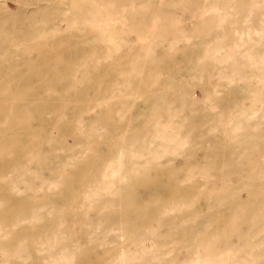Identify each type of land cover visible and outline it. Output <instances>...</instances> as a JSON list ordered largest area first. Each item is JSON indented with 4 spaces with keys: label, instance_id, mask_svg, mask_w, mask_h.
Returning <instances> with one entry per match:
<instances>
[{
    "label": "bare ground",
    "instance_id": "1",
    "mask_svg": "<svg viewBox=\"0 0 264 264\" xmlns=\"http://www.w3.org/2000/svg\"><path fill=\"white\" fill-rule=\"evenodd\" d=\"M92 1L71 0L69 15L66 6L39 7L35 22L45 26L25 38L0 1V64L20 56L22 43L31 49L27 75L0 79V264H82V242L110 251L105 264H264V0H99L93 13ZM74 33L86 37L77 49L98 54L63 63L50 42ZM192 44L205 54L175 61ZM160 53L166 66L145 74ZM86 66L87 75L102 66L113 77L94 105L71 107L79 82L93 80L80 77ZM138 81L156 98L149 109L129 99L112 109L104 95L139 93ZM88 170L99 174L79 193L59 192ZM160 174L178 177L168 191L152 179ZM149 193L154 205L140 209ZM22 199L25 210L9 213ZM67 206L82 211L73 224L58 216Z\"/></svg>",
    "mask_w": 264,
    "mask_h": 264
},
{
    "label": "rangeland",
    "instance_id": "2",
    "mask_svg": "<svg viewBox=\"0 0 264 264\" xmlns=\"http://www.w3.org/2000/svg\"><path fill=\"white\" fill-rule=\"evenodd\" d=\"M0 1L7 2L11 6L13 14H11V16L8 17V20H9L8 24H10L9 26H11L13 24L16 28H18L19 30L23 31L22 33H19V34L15 35V37H18V38H25L24 32L32 31L36 27L45 26V24H43L42 21L38 25L35 22V16L37 14L36 11H37V9L39 7L42 8V9H47V10L51 11L52 13H54V10H53L54 8L58 7V9H59V8H61L63 6H66L67 8H69L68 15L73 12L72 10H74V7L72 5L71 0H40V1H37V0H28V1H26V0H0ZM93 1H92V3L89 6V8H90L89 11L92 12V13L95 12V9H96L93 6L96 7V5L99 4V0H97L98 1L97 4H96V2H97L96 0H95L96 2H93ZM128 1L129 0H123V1H121L119 3L126 4V3H128ZM135 1H137V2H145V0H135ZM152 1L155 2L156 5H158V6H159V4L161 6L163 4V3H160V2H163V0H152ZM246 1L249 2L251 0H249V1L246 0ZM140 4H142V3H140ZM17 6H18V8H17ZM24 7L25 8H29L30 10H33V13H31L30 15L26 14L22 10ZM87 9H88V7L84 8V11H83L84 13H83L82 17L85 16V14L87 13L86 12ZM127 9H128V11H127ZM129 9L130 8H125V10H122L125 15L128 14L127 15L128 17H129V13H131V12H129ZM89 11H88V16L89 15L94 16V14H91ZM127 12H129V13H127ZM146 12L149 13V12H152V10L149 9V11H146ZM176 13L183 21L191 18V16H192V14L190 12H184V11H182L180 9H177ZM58 14H60V13H58ZM66 16H67V14H66ZM55 18L58 19V16L55 17ZM46 19L47 18L44 17L43 21L46 20ZM13 22H15V23H13ZM93 32L94 31H92V32H90L88 34L89 39L93 36ZM131 36H132L133 39H135L137 34L136 33H132ZM7 37H11V36H7ZM79 37L81 39L86 38V37H84L82 35H78L76 33L71 34V35L60 34V35H55L54 36V41H51L50 45L55 47V49H54L55 51L53 53L56 54V55H60L58 60L59 59H63V60H61V61H63V63H70V62L77 63V62L81 61L80 58L82 56H86V55H89V54H92V55L96 56L98 54L97 46H93V48L90 47L89 50H92V51H89V50L82 51L81 49H77L76 45L79 42ZM181 45L184 46L185 44L182 43ZM194 45H196V43H194ZM24 46L26 47L25 49L22 48L21 50L17 51V52H19L18 54H20V56H17L15 59H8L7 61H4V63L0 64V69H1L0 70V79L3 80L5 78H7V77H12L14 75H20V74L27 75L28 67L26 66V62L24 61L23 58L26 55L25 53L30 52L31 49L28 48V47H30V46H28V44L22 43V47H24ZM191 47H189V49H188V47H186V49H184V50L182 48L183 51L180 50V52H177L175 61H177L178 63L180 62V63L186 64L188 60L190 61L191 56L205 54L204 53L205 52L204 49H194L193 44H192ZM163 54L164 53H160L159 60L153 61V62H156V63H160V64H158V66L154 67V69H150L147 66V64L151 66L152 65L151 62H149V61H145L144 62V63H147L146 65H144L145 66V74L148 73V71L150 70L151 75L154 76L162 67L166 66L165 64L167 62V58H166L165 54H164V56H163ZM79 56H80V58H79ZM53 59H52L53 62H55V61L58 62L57 59H55V60H53ZM196 60H198V59L197 58H194V60L192 59L193 62H198ZM163 61H165V62H163ZM208 62H210V61L208 60ZM72 67H75V65L72 66ZM63 68L64 67H60L59 68L57 66H52L51 68H49V71H51L53 74H56V71L61 72ZM68 68H69V66H68ZM95 70H96L95 73L87 75V72H89V71L93 72V67L86 66L85 68H82V72L84 74L81 73L80 77L89 76V77L93 78V80L90 83L79 82V84H78L79 88H80L79 92L71 93V95H73L74 97L67 96L69 98H72V100H75V101L77 100L76 102H74L76 104H73V106H71V107H75V108L79 107L81 104H78V103L81 100L82 101L80 103H86V100H90L93 103L92 105H94L95 101L98 100L100 95H102L97 90L100 89V88H105L107 86L109 80L113 77V74L108 73L107 71H106L107 73L105 74L104 73L105 72V68H103L102 66H98V67L96 66ZM69 73L70 72H68V74ZM42 75H43V72H35L33 74V79H39ZM137 83L139 85V90H140V88H142V90L139 93H136V94H133V95H128L127 92H126V94H127L126 96L122 95V93L121 94H119V93L118 94L106 93L104 96H106V99H108L109 104L111 105V108L114 109V110L117 109L118 107L120 108L121 104L123 103V101H125L127 99H129L131 101H134V102H130V103H134L135 106L139 107L140 105H143L144 107L148 108V104L150 102H153L156 99L155 96L153 95L154 93H150V91H146V89H145L146 83L145 82H139L138 81ZM53 85L54 86H62V85H66V83L63 82V81H54ZM93 87H95V88L93 89ZM200 88L201 87H196L194 89L195 94L197 96L199 95L198 97H201L202 93H203V90H200ZM54 89L57 90L56 88H54ZM57 95H62V93L57 94ZM64 101H65V98H64ZM71 103H72V101H71ZM59 104H60V100L59 99L55 100L54 101V108L55 109H59V107H60ZM65 104H66V102H65ZM87 104L88 103L82 104L81 106L84 107ZM69 105H66V106L68 107ZM138 107H134V109H136ZM134 109L132 111H134ZM100 112H99L98 115H100ZM95 115H96V113H91L90 116L94 117ZM131 115H132V113H129V114L125 115L124 117L128 118ZM67 118L68 119H72L73 115L70 113L69 115H67ZM66 125H70V123H67ZM124 125H126V123L122 124V126H124ZM121 132L122 131H117V134H119ZM71 141L72 140H70L69 143ZM71 143L73 144V141ZM202 155H203V153H200L198 156H202ZM87 157H88V154H86L84 156V159L86 160V163H85L86 169H89L92 166V164H93L92 162H94V159H87ZM8 165H9V168H10V166L12 164L11 163H6L4 165V173L9 169ZM8 172L9 171H7L6 173H8ZM98 174L99 173H95L93 170H88L87 172L82 174L81 177L77 179V181H75L72 184V188L70 187V188L66 189V187H65L63 190H62V188H60L59 192L63 191L62 194H71V195L73 193L74 194L79 193V191H81V187L84 184V181H86L88 179H93V181H94L97 178ZM51 176H53V175H51ZM55 176H57V175H54L52 177V179L56 178ZM152 179H155V180L159 181V183H157V185L160 188H164L166 191H168L169 188H170V181L174 180L176 182L178 177L172 176V175H169V174H160V175H157L155 178H152ZM91 183H89V184H91ZM141 183H143V182H141ZM89 184L85 185L84 187L88 186ZM69 189H71V190L68 191ZM24 196H25V194L22 195V197H24ZM46 197H47L46 194H40V195L36 196V198H38V199H44ZM66 197L69 198L68 195H66ZM155 199H156V195H154L152 193H149L146 196L143 195V200L138 204V207L140 209H144V208H147V207H152L154 205V200ZM26 206L27 205H25V199H22V201L19 202L18 205L12 206L13 208H11V210L8 211V212L9 213L23 212L25 210ZM60 210L62 211V213L58 214V216L63 217V220H65L67 222H70L69 224H73V221H76L78 219V217H80V215H82V211L81 210L79 212L78 209H70L68 206L65 207V208H62ZM156 221H159V218L150 220L148 222V224L146 226H144L142 229L145 230L146 228L153 227V225L155 224ZM3 225L4 224H1L0 226H3ZM141 225H142L141 223L138 224L139 227ZM32 229L36 230L37 227H32ZM81 233L82 232H80V234ZM81 244L83 245V249H82V252L79 253V255H80L79 258H80V260H82V264H105L106 262H109L108 259L110 258V255H111L110 251H107V250H105L103 248L97 249L95 247V245L88 244L87 242H82Z\"/></svg>",
    "mask_w": 264,
    "mask_h": 264
}]
</instances>
